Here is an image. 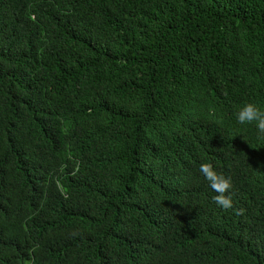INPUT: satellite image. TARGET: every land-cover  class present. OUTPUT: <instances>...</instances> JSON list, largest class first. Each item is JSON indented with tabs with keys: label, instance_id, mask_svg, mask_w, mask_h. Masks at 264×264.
Wrapping results in <instances>:
<instances>
[{
	"label": "trees",
	"instance_id": "16d2710c",
	"mask_svg": "<svg viewBox=\"0 0 264 264\" xmlns=\"http://www.w3.org/2000/svg\"><path fill=\"white\" fill-rule=\"evenodd\" d=\"M248 103L264 0H0V264H264Z\"/></svg>",
	"mask_w": 264,
	"mask_h": 264
},
{
	"label": "clouds",
	"instance_id": "9594fccd",
	"mask_svg": "<svg viewBox=\"0 0 264 264\" xmlns=\"http://www.w3.org/2000/svg\"><path fill=\"white\" fill-rule=\"evenodd\" d=\"M237 119L241 124H251L255 122L256 128L260 134H264V110H261L253 103L245 104L238 112ZM200 173L208 182L209 187L217 193L213 197L214 202L224 210L233 208L231 195L228 194L233 187L230 176L217 172L214 166L209 162H203L199 167ZM237 215H242L244 209H236Z\"/></svg>",
	"mask_w": 264,
	"mask_h": 264
}]
</instances>
